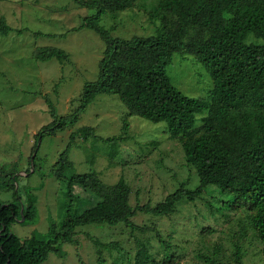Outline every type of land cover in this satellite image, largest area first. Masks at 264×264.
<instances>
[{
  "label": "trees",
  "instance_id": "1",
  "mask_svg": "<svg viewBox=\"0 0 264 264\" xmlns=\"http://www.w3.org/2000/svg\"><path fill=\"white\" fill-rule=\"evenodd\" d=\"M137 1L75 0L84 8L96 10L83 18L78 29L95 32L105 45L98 76L84 84L77 108L67 116L57 117L51 101H47L53 121L40 128L35 140L72 127L97 95H116L126 107L122 128L128 127L131 116L165 123L167 138L180 144L185 164L195 171L198 185L190 190L181 184L154 206L132 207L131 190L123 178L105 184L95 172L66 176L72 167L68 158L71 143L76 137L86 139L92 134L91 127H80L70 133L66 148L50 170V175L66 186L68 204L59 222L48 220L46 233L33 231L21 239L11 232V225L19 223L21 217L23 225L36 223V198L27 193L23 202L15 186L16 177L0 168V188L12 191L14 198L10 203L0 202V264H42L50 253L63 258L62 244H78L74 238L77 227L103 224L123 225L132 234L153 235L137 241L132 258L117 244L88 235L100 264L104 262L103 251L116 253L115 264H173L185 256L182 245L170 243L175 235L169 232L165 239L155 228L136 226L132 218L137 213L167 217L182 203L195 202L196 206V201L205 208L203 219L189 232L180 228L177 234L182 239L189 242L195 235L219 232L238 211L245 210L264 259V0H157L145 11L150 23H158L156 33L149 36L113 37L110 30L100 26L104 15L115 19L135 7ZM11 30L0 18V37ZM34 53L39 61L62 56L58 49L48 46L38 47ZM175 53L193 55L206 67L212 79L206 99L184 96L172 85L166 67ZM100 139L115 142L123 138ZM35 146L29 166L34 165ZM75 188L90 192L96 199L93 197L89 204L79 199L76 202L84 204L79 212L72 213L69 207L78 199ZM168 247L174 250L168 251ZM233 259L235 264H242L238 247Z\"/></svg>",
  "mask_w": 264,
  "mask_h": 264
},
{
  "label": "rangeland",
  "instance_id": "2",
  "mask_svg": "<svg viewBox=\"0 0 264 264\" xmlns=\"http://www.w3.org/2000/svg\"><path fill=\"white\" fill-rule=\"evenodd\" d=\"M156 1L138 0L135 7L117 14L115 19L104 15L100 26L110 30L111 36L124 39L153 35L158 23H150L145 11ZM95 12L75 0H0V18L12 29L0 37V168L16 177L15 186L23 202L27 193L35 196L38 213L34 225L18 222L11 225V232L21 239L33 231L46 233L48 220L59 222L66 215V186L52 177L50 170L66 148L70 133L83 126L91 127L92 134L86 139L76 137L71 143L68 158L72 167L66 176L95 172L105 184H114L123 178L131 190L132 207L154 206L181 184L190 190L198 185L195 171L185 164L180 144L167 138L165 123L155 124L131 116L127 118L128 127L122 128L126 107L116 95H97L72 127L36 142L35 135L40 128L53 121L47 101H51L57 117L67 116L77 108L84 84L98 76V62L105 45L95 32L78 29L83 18ZM45 46L58 49L62 56L48 61L34 59L35 50ZM166 73L172 85L190 98L206 99L212 88L206 67L193 55L175 53ZM119 136L122 141L100 139ZM35 143L34 165L29 166L28 158ZM74 193L78 199L69 205L72 213L79 212L83 206L84 203L76 202L79 199L86 204L93 197L96 199L90 192L78 188ZM13 201V192L0 188V202ZM204 211L199 201L196 206L195 202H184L167 217L137 213L132 222L138 227L159 230L165 239L169 232L175 235L170 243L182 245L185 256L173 264H235L236 247L242 264H264L260 242L245 210L238 211L219 232L195 235L189 242L182 239L177 231L180 228L191 231L203 219ZM75 232L77 245L62 244L65 256L58 258L50 253L42 264H100L88 235L117 244L132 258L137 241L153 235L138 231L132 234L123 225L106 224L80 226ZM187 237L191 239V235ZM171 250L174 247H168ZM116 257L115 252L103 251L102 264H115Z\"/></svg>",
  "mask_w": 264,
  "mask_h": 264
},
{
  "label": "water",
  "instance_id": "3",
  "mask_svg": "<svg viewBox=\"0 0 264 264\" xmlns=\"http://www.w3.org/2000/svg\"><path fill=\"white\" fill-rule=\"evenodd\" d=\"M34 156V155H33ZM31 161H32V159H31ZM23 220H24V218L23 217H21L18 221H19V223H22L23 222Z\"/></svg>",
  "mask_w": 264,
  "mask_h": 264
}]
</instances>
